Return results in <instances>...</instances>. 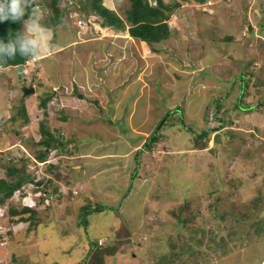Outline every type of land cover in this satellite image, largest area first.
Listing matches in <instances>:
<instances>
[{"label":"rangeland","instance_id":"1","mask_svg":"<svg viewBox=\"0 0 264 264\" xmlns=\"http://www.w3.org/2000/svg\"><path fill=\"white\" fill-rule=\"evenodd\" d=\"M43 1L35 11L39 23L48 13ZM111 1L123 16L127 3ZM78 6L67 9V26L46 27L48 47L24 69L0 64V163L29 154L28 173L44 176L51 181H44L46 190L56 193L52 209L39 203L44 221L37 229L0 227V264H84L93 241L108 243L124 222L129 235L106 264H155L169 250V237L178 241L182 264H246L251 253L261 259L264 250L252 246L264 247V104L234 105L243 72L250 78L246 100H264V0L186 1L169 19L175 34L152 46L95 18L79 26L85 17ZM46 92L56 95L44 115ZM217 97L223 107L216 114ZM23 102L30 114L25 124L13 121ZM166 113L163 139L143 148ZM223 115L232 122L217 128ZM44 116L73 144L68 154L49 156L60 160L59 178L46 170L49 160L35 161L36 146L24 140L41 137ZM13 126L19 129L12 133ZM205 127L216 130L200 149L193 139ZM107 151L113 155H102ZM16 164L23 168L21 160ZM187 200L195 204V220L180 230L172 212ZM86 203L107 206L85 214Z\"/></svg>","mask_w":264,"mask_h":264},{"label":"trees","instance_id":"2","mask_svg":"<svg viewBox=\"0 0 264 264\" xmlns=\"http://www.w3.org/2000/svg\"><path fill=\"white\" fill-rule=\"evenodd\" d=\"M44 1V7L48 9V13L40 21V24L47 28H51L54 31L58 25L62 24L67 26V23L64 21L65 18L68 22L72 20H70L71 15L69 12H67V9L75 7L79 3L78 8L81 14H83L86 20L90 21V23L93 22L92 18H95V21L99 22L104 27H111L115 31H128L131 36L152 46V44L154 45L155 43L164 41L175 34L174 31L176 29L172 27L169 19L173 13L180 12V9L184 6V3L186 1H191L195 4H204L208 0H113L114 4L118 2L127 3L125 14L123 16L114 5L110 3L107 4V0H77L76 3L75 0ZM40 3V0H31V3L26 9L25 16L24 18H22V20H5L3 22H0V39L7 41L8 39L14 38L21 31H23L25 23L30 21V18L33 15H36V7ZM119 7L121 8V5H119ZM31 59H33V57H23L17 54L14 58L0 60V64L2 67L15 68V66L25 65V63H27ZM247 69L252 71L254 68L252 67V65H250ZM246 75L247 73H242V91L237 103H235L234 105L235 108L240 110H251L256 106H261L264 104L263 99H259L256 104H252L246 100L244 92L247 91L246 87L248 84H250V78H247ZM55 95V92H46L41 95L40 105L44 107V115L48 114V103L51 99L54 98ZM220 99L221 98L218 97L216 99V114L217 112H220V109L223 107V103L220 102ZM62 113L63 116L61 117L63 119H66L67 114L64 112V110L62 111ZM167 113L164 115L165 117L163 116L159 120L155 127L156 130H153L151 132L148 139L144 142L143 148L151 149L152 147H154V144L156 142L161 140V138L163 139V134L160 132V130L168 119ZM18 118H20L21 123L24 124L29 123L30 121V114L27 111V107L24 102L17 109L15 115L13 116V121L15 122ZM217 118L221 122L220 126L217 128L226 126L232 122V120L229 119L226 115ZM183 126L188 129L185 124ZM18 129L19 128H14L13 126L9 128V131H12L13 133ZM39 130L41 133V137L38 140L33 139L31 135L24 139L27 144H34L36 146L33 154L36 162L49 160V156L53 151L60 154H68L69 147L72 149L73 144H71V140L65 141L61 139L59 135L56 134V130L51 128L49 120L46 116H44V118H42V120L40 121ZM215 130V127H205L198 131L193 139L195 147L200 149L207 148L209 146V137L211 133L215 132ZM73 150L72 152H74L75 154V152H78V147L76 146ZM142 150L143 149L139 150V152ZM21 153L20 155L18 153L17 155L13 154L12 157H5L0 163V166L5 171V176L0 177V207H2L6 212V214H4V212L0 213V227H2V225L4 227H7L10 224L12 226L18 223H25L28 224L26 228L37 229L40 223L44 221V217L42 214L43 212L41 211L39 203L47 201L48 203L46 204H48L49 208L52 209L49 200L53 199L56 193H50L45 188L44 181L46 183H49L51 181H48V179H46L44 176H42L41 178H35L34 175L28 173L27 165L31 162V156L27 153H24L23 151ZM17 159L21 160V162L23 163V168L16 164ZM59 162L60 160L58 161V163L51 162L49 160L47 161L48 168H46L47 171L51 170L55 175L57 174L58 178L62 176V173L60 172ZM139 165L140 163L136 166L133 173L134 175L137 174ZM37 190L40 191V193L35 192ZM19 191L21 194H18ZM57 195H59V193H57ZM29 196H31L32 198L34 197L33 202L28 201ZM16 197H20L17 199L18 203L14 201L12 203L11 201ZM21 198L22 200H20ZM86 204L87 205H82L80 207V211L85 214H89L93 211L99 212L107 206L106 204L101 203L95 206L89 203ZM194 208V202L192 200H187L185 202L179 203L178 206L173 209L172 213L177 217L178 220L177 226L178 224L181 225L180 230L191 227L190 225L195 220ZM256 223L255 227L257 225L258 229H261V223L259 225ZM82 224H86V222L83 221ZM10 228H8V231H11ZM127 231L128 229L125 226L124 222L118 229L114 231L112 238L108 243L105 244L103 242H100L101 239L93 241L91 246L89 245L90 247H88L87 249L88 251L85 255V259H83L84 264H91V262H89L90 259L95 264H106V257L108 255H114L119 251L123 243L122 241H119V239L127 238V235H129V232ZM193 232L198 233L201 231L198 227H196L194 228ZM1 237L2 234L0 233V238ZM30 237L34 239V236L30 235ZM177 246L178 241H174L171 237H169V250L162 253L163 256L158 257L155 264H182L179 257H184V255L180 250V247L178 248ZM252 247L258 249L257 251L261 249L260 245L258 247L256 245H253ZM197 252H199V249H196V246H194L193 255Z\"/></svg>","mask_w":264,"mask_h":264},{"label":"clouds","instance_id":"3","mask_svg":"<svg viewBox=\"0 0 264 264\" xmlns=\"http://www.w3.org/2000/svg\"><path fill=\"white\" fill-rule=\"evenodd\" d=\"M30 3L31 0H0V22L22 20ZM48 44L49 30L39 23L38 15H33L30 21L25 23V30L17 36L7 41L0 39V60L14 58L17 54L36 58L41 51L48 47ZM23 66H15V68L24 69ZM31 198L29 202H31Z\"/></svg>","mask_w":264,"mask_h":264},{"label":"crops","instance_id":"4","mask_svg":"<svg viewBox=\"0 0 264 264\" xmlns=\"http://www.w3.org/2000/svg\"><path fill=\"white\" fill-rule=\"evenodd\" d=\"M110 2H112L111 0H110ZM113 5V4H112ZM37 58V57H36ZM17 69V71L18 70H21L20 68H16ZM147 99V98H146ZM148 102L147 103H149V100H147ZM147 105H145V107H146ZM108 153L107 154H102V155H105L106 157L107 156H111V155H113V152H109V151H107ZM122 156L123 155H125L124 153L123 154H121ZM105 157V158H106ZM94 158H96V157H94ZM105 161H107V160H105ZM107 163H108V161H107ZM110 163V162H109ZM110 164H112V163H110ZM119 165H122V164H116V166H119ZM74 167H75V165H74ZM80 167H81V165H80ZM119 171L120 170H118V173H119ZM29 197H28V201H29ZM34 200V197L33 198H31V201H33ZM261 248V251H263L264 250V247L262 248V247H260ZM263 249V250H262ZM264 252V251H263ZM251 255H252V257H250V259L246 262V264H251V261L254 259V262H253V264H263V262H262V260L264 259V256L260 259H256L257 258V256L255 255V253L253 254V253H251ZM250 261V262H249ZM259 262V263H258ZM240 263H243L242 261H240Z\"/></svg>","mask_w":264,"mask_h":264},{"label":"built area","instance_id":"5","mask_svg":"<svg viewBox=\"0 0 264 264\" xmlns=\"http://www.w3.org/2000/svg\"><path fill=\"white\" fill-rule=\"evenodd\" d=\"M70 2V1H69ZM41 6V4H39V5H37V7L39 8ZM77 24L79 25V26H81V27H83L84 25H86L87 24V21L84 19V18H79V19H77ZM19 194V193H18ZM0 209H1V207H0ZM2 210V212H3V209H1ZM100 242H103L102 240H100Z\"/></svg>","mask_w":264,"mask_h":264}]
</instances>
